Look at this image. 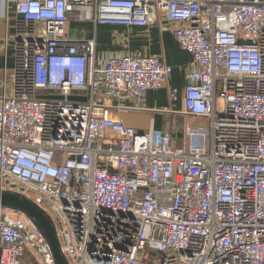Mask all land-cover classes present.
<instances>
[{"label":"built area","instance_id":"obj_1","mask_svg":"<svg viewBox=\"0 0 264 264\" xmlns=\"http://www.w3.org/2000/svg\"><path fill=\"white\" fill-rule=\"evenodd\" d=\"M0 18L15 21L0 191L49 215L69 264H264V0H0ZM162 19L192 57L181 114L208 121L185 127L183 147L118 118L146 111L172 66L73 38L76 23ZM0 264H54L36 227L6 209Z\"/></svg>","mask_w":264,"mask_h":264},{"label":"crops","instance_id":"obj_2","mask_svg":"<svg viewBox=\"0 0 264 264\" xmlns=\"http://www.w3.org/2000/svg\"><path fill=\"white\" fill-rule=\"evenodd\" d=\"M14 19L6 20L0 18V81L5 70H11L13 60L9 65V58H6L3 46L7 35L14 34ZM165 24L162 19L160 23L145 27H122V26H92L88 23L73 24V38L89 39L95 37L96 51L98 54H137L141 56H155L160 61L172 66L173 71L168 78L164 89L149 90L145 95L143 107L146 111L130 112L133 114L145 113L149 115L145 129L130 126L125 122L124 116L119 115V119L126 127L134 128L139 132H146L153 128L158 131L172 132L178 125L175 121L177 117H183L188 123L191 117L182 113L184 109V87L187 83L186 73L192 63V57L187 52L179 49L176 44L171 28L162 30ZM169 27V26H168ZM174 94V99L170 97ZM158 123V124H157ZM172 129V130H171ZM173 145L181 147L184 144V133L173 136Z\"/></svg>","mask_w":264,"mask_h":264},{"label":"water","instance_id":"obj_3","mask_svg":"<svg viewBox=\"0 0 264 264\" xmlns=\"http://www.w3.org/2000/svg\"><path fill=\"white\" fill-rule=\"evenodd\" d=\"M0 209L19 213L36 227L53 256L54 264H69L61 252L54 222L37 204L17 191H0Z\"/></svg>","mask_w":264,"mask_h":264},{"label":"rangeland","instance_id":"obj_4","mask_svg":"<svg viewBox=\"0 0 264 264\" xmlns=\"http://www.w3.org/2000/svg\"><path fill=\"white\" fill-rule=\"evenodd\" d=\"M11 57L9 58V65L11 63ZM218 109H222L221 103L219 102L218 104ZM125 122L128 125H132L134 127H138L139 129H145L148 120H149V115L145 114V113H139L138 114H133L130 113V115H125L124 116ZM176 125H178V127L175 130H172L171 135H177L179 133H184V129L186 126H189L190 129H192L193 131L200 129V127H207L208 125V121L206 119H196V118H190V120L188 121V123H185V119L183 117H177L176 121H175ZM158 124V123H157ZM187 144V141L184 140V144L183 146H185ZM181 146V147H183ZM154 255V254H153Z\"/></svg>","mask_w":264,"mask_h":264}]
</instances>
